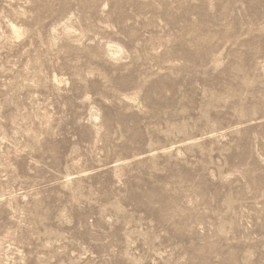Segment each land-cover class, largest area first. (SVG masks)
<instances>
[{
	"label": "rangeland",
	"instance_id": "374dc122",
	"mask_svg": "<svg viewBox=\"0 0 264 264\" xmlns=\"http://www.w3.org/2000/svg\"><path fill=\"white\" fill-rule=\"evenodd\" d=\"M0 264H264V0H0Z\"/></svg>",
	"mask_w": 264,
	"mask_h": 264
}]
</instances>
